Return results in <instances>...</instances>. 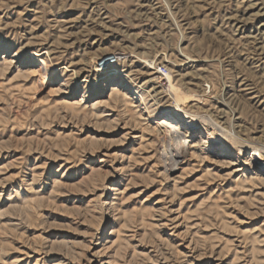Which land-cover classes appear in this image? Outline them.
<instances>
[{"label": "rangeland", "instance_id": "rangeland-1", "mask_svg": "<svg viewBox=\"0 0 264 264\" xmlns=\"http://www.w3.org/2000/svg\"><path fill=\"white\" fill-rule=\"evenodd\" d=\"M161 67L162 108L195 94L190 114L264 149V0H0V264H264V183H209L198 160L161 179L112 82L151 99Z\"/></svg>", "mask_w": 264, "mask_h": 264}, {"label": "bare ground", "instance_id": "bare-ground-1", "mask_svg": "<svg viewBox=\"0 0 264 264\" xmlns=\"http://www.w3.org/2000/svg\"><path fill=\"white\" fill-rule=\"evenodd\" d=\"M113 55L116 59L115 62L110 61L109 55L103 59V62L105 64H108L109 61L114 64L119 63L118 56ZM39 68L41 71L37 85L39 89L43 90L48 88L54 79V66L49 60L43 59ZM120 76V81L115 79L112 82L118 84V88L128 91V95L132 99L141 102L145 115L153 124L154 128L152 129H154L156 137L161 143L159 148L161 179L164 181L170 180V177L178 171L184 172L187 169L183 168L184 165L188 167L191 161L197 162L198 160L205 165L209 183L217 180L221 183L227 182V179L229 180L228 186L233 183L241 187L248 186V184L264 183V149L251 146L246 140L240 139L237 131L238 127H235V125L226 131L218 119H214L212 116L190 114V110L200 108L201 97H197L195 94L191 96L181 95L175 88L172 89L170 86L172 96L178 99L179 102H176V105L174 104V108H162L160 106V91L166 87L167 82L170 83L165 78L167 75L163 78L157 72L148 81V85L153 92L151 99L144 97L142 86L137 85L126 73H121ZM115 90L118 92L117 89ZM111 92L113 91L111 90ZM190 103L192 105L188 107ZM224 104H227V102ZM227 110L224 107L219 112L227 114ZM236 175L235 182L231 181V178ZM114 205L112 209L116 210Z\"/></svg>", "mask_w": 264, "mask_h": 264}, {"label": "built area", "instance_id": "built-area-1", "mask_svg": "<svg viewBox=\"0 0 264 264\" xmlns=\"http://www.w3.org/2000/svg\"><path fill=\"white\" fill-rule=\"evenodd\" d=\"M108 58H110L112 62H115L116 59H115V56L113 54L109 55ZM159 73L162 75V76H165L167 75V69L165 67H161L159 68Z\"/></svg>", "mask_w": 264, "mask_h": 264}]
</instances>
